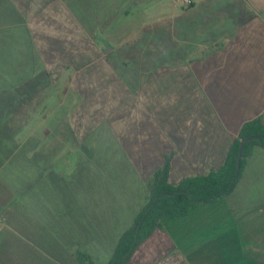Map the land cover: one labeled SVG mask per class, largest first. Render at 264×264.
<instances>
[{"label": "crops", "instance_id": "0c3cea01", "mask_svg": "<svg viewBox=\"0 0 264 264\" xmlns=\"http://www.w3.org/2000/svg\"><path fill=\"white\" fill-rule=\"evenodd\" d=\"M42 1L34 15L20 10V0H0L1 18L32 40L44 37L38 63L30 61L42 79L70 84L80 112L104 118L120 101L125 110L82 124L98 137L93 164L82 171L93 186L72 195L78 225L64 216V249L54 253L52 230L42 246L30 232L7 233L8 222L0 224V264H81L78 252L107 264L157 171L169 162L173 186L217 172L242 126L256 118L264 124V0H192L160 14L140 6L166 0ZM80 125L64 127V138L81 133ZM162 224L131 264H264V149H252L230 195Z\"/></svg>", "mask_w": 264, "mask_h": 264}, {"label": "rangeland", "instance_id": "374dc122", "mask_svg": "<svg viewBox=\"0 0 264 264\" xmlns=\"http://www.w3.org/2000/svg\"><path fill=\"white\" fill-rule=\"evenodd\" d=\"M164 2L165 6L144 5L140 9L160 14L161 9L167 12L170 6L183 8L178 0ZM41 3L45 4L42 0H20L18 6L21 11L34 13L43 6ZM32 23L38 25L41 21ZM35 37L32 40L24 28L19 32L9 19L1 18L0 10V224L9 222L4 226L10 235L17 236L21 231L22 237L27 238L30 232L42 246H46V230L47 235L52 230L55 237L50 246L54 253H60L59 249H64L60 235L64 216L73 228L78 225L71 217L77 207L70 205L72 195L93 186V177L84 180L82 171L93 164L98 137L85 132L86 124L110 118V112L125 107L124 101L118 107L116 102L108 105V111L102 113L104 118L94 112H80L82 101L73 104L72 94L67 93L70 84H56L55 78L46 83L42 71L34 66L38 63L33 59L34 53L46 47L44 37ZM68 46L65 45L66 50ZM91 87L99 86L88 85L84 89ZM119 92L120 89V95ZM84 120L86 124L82 125ZM79 124L82 132H67L65 140L64 127L69 126L72 131L71 126L76 129ZM64 140L74 144V148L64 147ZM74 142H80L76 143L79 146ZM107 149L100 150L104 156ZM102 174V178L107 177Z\"/></svg>", "mask_w": 264, "mask_h": 264}, {"label": "trees", "instance_id": "16d2710c", "mask_svg": "<svg viewBox=\"0 0 264 264\" xmlns=\"http://www.w3.org/2000/svg\"><path fill=\"white\" fill-rule=\"evenodd\" d=\"M248 137H257V139H253L245 146L241 171L236 178L240 144ZM255 146L264 149V124L261 118L246 122L242 126L225 165L217 172L186 178L179 185L173 186L169 182L171 167L168 162L149 181L145 205L132 227L120 238L107 264H131L132 256L138 247L157 229L163 228L164 219L185 217L200 204L211 203L230 195L239 182L246 160ZM77 256L81 264H95L85 253L78 252Z\"/></svg>", "mask_w": 264, "mask_h": 264}, {"label": "water", "instance_id": "95a60500", "mask_svg": "<svg viewBox=\"0 0 264 264\" xmlns=\"http://www.w3.org/2000/svg\"><path fill=\"white\" fill-rule=\"evenodd\" d=\"M253 139H257V137H248L241 141L240 148H239V155L237 160V171H236V178L239 176L241 167H242V159H243V152L245 149V146L252 141Z\"/></svg>", "mask_w": 264, "mask_h": 264}, {"label": "built area", "instance_id": "2783aa9c", "mask_svg": "<svg viewBox=\"0 0 264 264\" xmlns=\"http://www.w3.org/2000/svg\"><path fill=\"white\" fill-rule=\"evenodd\" d=\"M178 2L185 7H189L192 5V0H178Z\"/></svg>", "mask_w": 264, "mask_h": 264}]
</instances>
